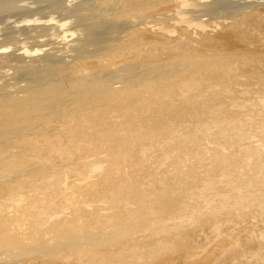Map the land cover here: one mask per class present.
I'll use <instances>...</instances> for the list:
<instances>
[{"label":"bare ground","instance_id":"obj_1","mask_svg":"<svg viewBox=\"0 0 264 264\" xmlns=\"http://www.w3.org/2000/svg\"><path fill=\"white\" fill-rule=\"evenodd\" d=\"M167 3L176 10L160 9ZM230 7L0 0V264H264V217L245 230L236 208L264 201V64L236 52L255 59L240 66L256 79L239 91L229 50L192 48L209 28L200 12ZM169 23L195 40L182 32L171 48ZM189 52L187 67L172 61ZM101 184L103 196H91L88 186ZM194 201L210 219L195 215ZM254 213L264 215L262 203Z\"/></svg>","mask_w":264,"mask_h":264},{"label":"rangeland","instance_id":"obj_2","mask_svg":"<svg viewBox=\"0 0 264 264\" xmlns=\"http://www.w3.org/2000/svg\"><path fill=\"white\" fill-rule=\"evenodd\" d=\"M230 1H231V7H230L231 9L230 10H226V11L217 10L213 13L200 12V14L202 15L201 18L204 19L206 21V23L209 25L208 32L206 33L207 35H206L205 41L195 40L196 35L194 34V30L189 28L188 26L180 24L179 27H177L174 23H169L168 26L173 27L175 30V33H174L172 38L170 37L169 33H166V37H167L166 40H167V45L170 46L171 48H173L175 46H179L181 39L177 38L178 37L177 34L184 32L186 36L191 37L193 40H195L192 44V48L200 51L201 52L200 55H204V56L213 55L217 51H221V53H222V51H224V50H229L228 54H230V55L226 56V58L230 62H232L238 66L237 69L233 70L230 73V76L232 78L236 79V81L233 83L232 86H234L235 88H238L239 91H241L242 87H237L238 83L244 85L245 83H247L251 80H254L256 78L251 79L246 73H244L240 69V66L241 65H248V64L251 65L252 64L251 61H255V59H253V57H251L252 59H250V58L244 59L243 63H242L239 61V59H237L236 52L238 53L241 50H247V51L249 50V51H251V53H256L257 55H259L261 58L259 62L262 61V63L264 64V34H263L264 33V17L262 19H260V16H264V13H262V12H264V2H262V0H230ZM160 9H163L164 12H166L167 14L176 10L171 3L160 5ZM186 10L187 11H193V9H191V8H188ZM6 14H4V15L11 16L10 14H12V13L10 12L9 14L8 13H6ZM22 16L23 15H14V18L15 19L19 18V20H20ZM239 24H241V25H239ZM260 24H263V25H260ZM258 28H260L259 32L257 30ZM243 32H245V35H244V38L241 39ZM115 34L117 35L116 38L118 40L127 39L126 34H128V31L118 30L115 32ZM225 37L229 38V41H230L229 43L224 41ZM188 39H190V38H188ZM163 44L164 43H155V44H153V48H155L156 51H159L160 47ZM241 45H243V47ZM115 46H116V44L113 43L112 45H110L108 47L114 48ZM170 53L175 54V51H172ZM221 57H224V56H221ZM172 61L176 65H179V66L181 65V66L187 67L190 63H192L194 61V59H192L190 52H189V53H187V56L185 58H182L180 60L172 59ZM102 63L103 62L100 61L99 64H97L96 66H99ZM138 64H140V63H138ZM263 83H264V80H263ZM67 84L68 83H66V85ZM217 84H218L217 80H214L211 82L210 85H211L212 89H215ZM235 91H237V90L235 89ZM235 91H231V93L228 95V97H230V98L232 97V99H233V97H235L236 95L232 94V93ZM68 124L69 123H67L65 125L67 126ZM45 127L47 128L49 126L45 125ZM71 140H74L73 136H71ZM67 141H68V139L64 140V142H67ZM14 145H15L17 150H22L21 143L17 142V143H14ZM50 160L57 161V163H60L59 162L60 157L57 155L51 156ZM109 168H111V167H109ZM84 172H86V171H84ZM111 172H116V170H113ZM82 185H84V184H81L79 186H82ZM79 186L75 189L74 192L77 193L79 190H82L83 188L86 187V186H84V187H79ZM105 187L106 186L104 184H101L100 186L97 185L95 188L88 186V189L90 191L89 194L91 196H96V194H98L99 196H103L102 191L105 189ZM56 189H57V184H56V182H54L53 185L51 186L50 190L54 192V190H56ZM93 190L96 191L97 193L95 194ZM259 203H262L264 206V201H262V197H257L256 199L254 197V200H252L250 202V206H248L247 200L239 199L236 202V208L240 212V216L242 218L241 220H243L241 224H238V226H241V227L244 226L243 228L245 230L247 229V227L249 225L257 227V228L263 227V224H262L263 221L262 220H263L264 215L259 216V215L255 214L256 212L254 213V210L257 207V204H259ZM192 204L194 205V211H195V215H197V217L205 216L202 219H210L211 218V216H209L208 212L202 211L203 207H202V205H200V203L198 201H194V203H192ZM159 215H161V214H159ZM225 216L227 218H231L232 214L229 213V214H226ZM78 217H76V218H78ZM219 218L222 219L223 217L220 216ZM202 219H199V220H202ZM101 220L104 222L108 221V220H112L113 222L118 221V220H116V218L110 219V217H102ZM228 226H230V228H232L231 223H228ZM157 227L164 228V227H168V226L166 223H161V224H157ZM244 233L245 232L242 233L243 236H245ZM105 237L112 238L113 235L111 233H108L107 235H105ZM81 243L82 244H84V243L88 244L89 243L92 245L94 243H97V245H102L99 243V241L96 242L95 240H90V241L82 240ZM41 249L45 250L44 248H41ZM43 250L40 251V252H42V254H44V255L49 254V252H47L46 250L44 252ZM134 258L135 257H131V259H134ZM56 262H57V264H61L62 259H58V260H56ZM108 264H112V260H110L108 262Z\"/></svg>","mask_w":264,"mask_h":264}]
</instances>
